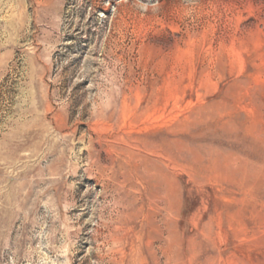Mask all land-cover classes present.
Instances as JSON below:
<instances>
[{
    "label": "rangeland",
    "instance_id": "374dc122",
    "mask_svg": "<svg viewBox=\"0 0 264 264\" xmlns=\"http://www.w3.org/2000/svg\"><path fill=\"white\" fill-rule=\"evenodd\" d=\"M0 264H264V0H0Z\"/></svg>",
    "mask_w": 264,
    "mask_h": 264
}]
</instances>
